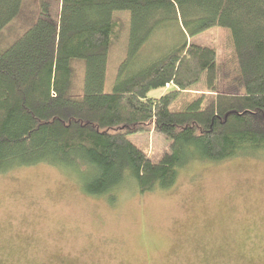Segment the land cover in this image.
I'll return each instance as SVG.
<instances>
[{
    "label": "trees",
    "instance_id": "1",
    "mask_svg": "<svg viewBox=\"0 0 264 264\" xmlns=\"http://www.w3.org/2000/svg\"><path fill=\"white\" fill-rule=\"evenodd\" d=\"M22 5L0 0V34L18 25ZM39 5L0 49V174L43 162L73 172L89 195L111 192L112 202L122 185L167 189L189 163L264 149V0H59L57 18ZM168 19L183 39L137 64ZM210 27L230 31L235 66L222 91L216 48L188 40ZM124 31L127 55L105 91L108 52ZM149 125L168 144L156 161L127 135Z\"/></svg>",
    "mask_w": 264,
    "mask_h": 264
},
{
    "label": "rangeland",
    "instance_id": "2",
    "mask_svg": "<svg viewBox=\"0 0 264 264\" xmlns=\"http://www.w3.org/2000/svg\"><path fill=\"white\" fill-rule=\"evenodd\" d=\"M45 1L57 18L59 0ZM39 2L23 0L0 49L37 18ZM229 33L210 27L188 36L216 48L221 91L230 78L224 72L235 66ZM122 35L108 52L105 91L127 55L128 32ZM184 36L178 21L160 23L135 62L156 59ZM196 88L170 107L180 108L201 83ZM127 135L154 161L168 149L151 125ZM114 194L112 202L111 192L89 195L73 172L43 162L0 174V264H264V149L256 157L189 163L167 189L143 193L128 183Z\"/></svg>",
    "mask_w": 264,
    "mask_h": 264
}]
</instances>
